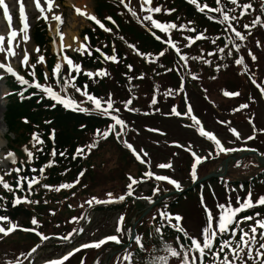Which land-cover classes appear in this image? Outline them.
I'll return each mask as SVG.
<instances>
[{"label":"rangeland","instance_id":"374dc122","mask_svg":"<svg viewBox=\"0 0 264 264\" xmlns=\"http://www.w3.org/2000/svg\"><path fill=\"white\" fill-rule=\"evenodd\" d=\"M69 2L70 0H55L52 11L48 12L47 5H45L43 0H41V6L45 8L44 15H46L48 18L46 21L45 19L41 18V14L37 10L33 0H25L23 7L28 23L29 40L27 43L23 42V33L20 32V29L22 28L20 21V4H12L11 2L6 3L11 16L12 27L19 33V35L13 41V44L15 45L16 43H19L20 46L15 48L17 55L15 57L8 58V60H5L4 53H0V62L10 64L15 71H18L22 77L29 81V84L33 82L32 76L29 75V72L32 71L30 65H36V82L40 83L41 85L52 87L53 90L58 94H60V92L57 91L59 84H57L56 80L52 78V69L57 64V62L61 63L62 67L60 73L63 72L65 78L71 79V77L68 75V65L63 61L62 56L66 55L67 57L71 58L74 64H79L77 61L75 62V58H79L83 55H81L79 51H76V49H79L82 43L87 45V41L84 40L85 36L80 35L79 33L83 28H90L92 24V20L87 19L86 16L78 15ZM75 2L82 5V9L86 14L95 16L98 19L96 16V11H94L96 1L75 0ZM106 2V6L101 9L100 13L102 14V19H104L105 22H108L102 24L105 28L110 29V31H105L100 27L102 33L108 34L111 37L116 36L117 40L122 41L124 44L129 43L130 39L132 38L122 30L123 24L121 21L127 19L131 24H137L138 19H140L139 21L141 22L143 16L147 15V13L140 10V0H125V4L128 6L127 8L124 4L120 3V0H106ZM153 3L154 2L152 0L151 7H158V5H154ZM249 3H251L253 7L252 9L248 10L247 15L240 17L238 21L236 20L231 22L236 30L240 31L241 34L246 37V39L241 42L235 38L231 31L229 34H226L228 38L231 37L233 43L240 45V50L237 52L235 48L232 47V44H228L229 49L232 52V66H229L230 70L225 75L220 73L221 76L209 74L207 75L209 79H205V81L199 82L194 86L188 85L189 87L186 88L188 90V94H186V96L183 98L184 109L180 110V113H186L187 106L190 104L193 112L196 114L195 115L193 113V115H195L201 121L204 129L214 133L225 148L240 149L242 151L243 149L256 150L257 156L264 159V95L261 94V91L252 82L254 79L257 84L264 86V27L258 25L252 28L250 35L244 28L245 24H250L257 16H260L261 19L264 20V13H262V8H264V5H262L261 0L243 1V5ZM129 8L136 11L137 17H133L130 14L128 11ZM3 11V9H0V35L5 36L6 39L4 46L7 47L9 25L5 20ZM240 12L241 9H238V17L240 16ZM237 13H235L234 16H236ZM53 15H60L64 21V23L60 26V32L64 37L63 45L65 47V51L63 53H61L60 49V35H58L57 30L53 28V25L56 23V21L52 19ZM72 17L73 20H71ZM106 17H111V21L106 19ZM114 20L115 22L113 23ZM185 21L189 23L191 20L186 19ZM146 23L148 24L150 22ZM188 23H185L184 25L194 28V24L196 22H193L189 25ZM107 24H110V27L107 26ZM176 25H181V23ZM37 26H43L42 31L44 40H42L40 43H36V41H34L33 37L31 36L33 29ZM67 31L69 33L71 32L72 35H76H73L75 39L71 40V42H68V40L65 41L67 35L64 36V33ZM196 35L198 34L195 33L193 38ZM258 42L259 46H257ZM96 44L101 47L100 49L106 48L107 52L103 53L105 55L111 56L110 48L107 46H114V41L101 40ZM195 46L196 45H194V51L196 52L197 49H195ZM37 48L40 49L38 53L35 51ZM87 48L92 49L88 45ZM25 49L29 54V66H21L20 63V61L23 59ZM242 50L244 51L240 54ZM201 51L202 48H199V54H193L191 52L190 54L192 57H199L202 54ZM249 52H251L252 55L256 57L255 61H253L252 56L249 55ZM100 53L101 51L98 52V55L101 56V59L103 60L104 71H106L105 65L108 60H105L104 56ZM39 56H43L45 58L44 63H37ZM240 57L244 58V65L235 64V60L239 59ZM194 61L195 63L198 61L201 63L202 59ZM181 62L182 64H185L182 60ZM245 65L247 66V70H245ZM81 69L82 71L80 75H83L84 72L95 73L100 70H90L86 68ZM5 73L6 72L4 71H0V76L3 77V79H0V93L4 95V97L0 98V105L2 106L3 113L7 106L5 104V94L7 89L3 83ZM45 74H47L49 77L47 81L45 80ZM75 75L76 73L73 72L72 76ZM173 75V81L170 82V84L176 82L178 85V88L176 90L173 89L172 94L170 95V97L174 99L173 95L175 94L177 96L178 94L182 93L183 90L181 91V83L179 80H177L179 75ZM84 77L87 80L89 79L87 76ZM250 77L252 79H250ZM95 78L100 77L97 76L93 79ZM247 83H249L250 89L247 88L248 86L246 87ZM169 86L171 87V85ZM196 86L198 91L196 90ZM17 87L19 92L20 86ZM162 88L163 87L161 85L155 83L153 88L140 93V102L137 101V97L135 98V102L139 105H136L134 110L145 108L143 113H141L140 109L138 112H122L120 114L116 113L115 115L116 117L119 115L118 118L125 122L127 129H125L124 132L129 130L128 132L130 135V137H127L125 135L126 133L123 132V134L120 136V142H123L126 139L127 143L133 146L136 153H139L141 158L144 159L146 163H140L137 160L136 155L133 154V151L130 150L125 143H121L125 146L119 145V141L118 144H105L104 147L92 152L91 156L89 157L87 156L88 152L80 155L83 158V164L86 167V171L80 172V174L83 173V175H76L79 177V183H76L77 185L75 186L76 192H71L72 190L69 189V191H67L69 192V195L66 197V202H72V205L73 203L76 204L75 208L73 209L76 211L69 209L63 210L64 207H62L61 201H57L60 192L50 190L44 191V193H53L51 201L56 203L57 209H55L51 203H48L46 200H44V202L41 203L42 206H38L37 211H32V213L36 212V216H40L41 213L43 214L46 212L47 214L54 217L55 221L57 220L55 223L57 228L55 227L53 229L46 230L48 232L57 229L56 236L51 235L48 237L52 240L55 239L56 241L60 240L61 242H64V246L61 249L58 248V250H54L52 247L43 248L41 245L37 247L38 245L36 240L40 237L36 236L35 238H32L31 236L33 233H35V231H31V233H29L28 231L19 230L23 229L20 227V225L24 223L25 218L22 220H10L12 223L18 225V230L14 231L8 236H3L0 234V264H12L13 261H19V264H22V262H25V260L29 261L27 264H45L47 261L61 260L65 255L74 251L76 248H79L80 244L85 245L87 244V241H90V244L98 243L110 236H116L120 241L119 243L110 241V243H113L111 246L114 244L121 245L125 240H127L131 246H135L137 244L136 238L139 234L141 235L140 231L142 230L141 228H143L142 226H144L143 224L140 226V223L136 219L134 220V217H131V215H134L138 211V208H142V212L138 219L139 221H142V219L146 221L147 218H150L152 222H155L154 220L161 218L162 212L167 213L170 217H182L180 224L182 225V228L187 231L188 237L196 238L202 242V229L207 224V217L203 208L204 206L202 205V200L204 205H206L213 212V214L218 217L219 211L216 207L218 204L231 203L233 207H238L239 205L237 204V198L243 202L245 198L251 195V199L253 202H255L258 198L264 197V175L261 176L260 181H258L256 184H253L250 188L245 186V189L242 187L240 190L239 188L234 187L235 190L232 194V198L225 196L223 190H221L218 185V189L215 186L214 188L213 186L207 185L209 182H207L204 186L201 185V182L206 181L211 176V173L221 172V162L225 157H228L225 156L227 153L222 152L217 155V150L214 143L200 136L196 131V128L190 126L192 121L187 116L174 115L173 117L172 114L169 113L174 108V106L178 105L176 100L173 101L172 99H168L166 101H162L160 99L155 104L157 107L153 105L152 109L149 110L148 108H150V105L152 104V97H155V94L158 93V90H161ZM29 89L41 92L34 87L29 86ZM225 91L229 93L238 92L240 95L225 96ZM132 92V96L135 95L136 91L132 90ZM65 94L77 103H81L78 97L67 89L66 93L63 91V96ZM250 95H252V97ZM82 98L84 97L82 96ZM113 100L116 103L119 102V100L117 101L115 98H113ZM126 100L128 101V98ZM186 101H189L188 105ZM242 104H247L248 107L240 109L239 111H235L236 109L240 108V105ZM83 107L87 108V105H83ZM163 112L169 114H167L168 117H164L166 119H163L162 123L161 119L159 120L157 116L159 113ZM219 114H225L230 119L228 120L225 117H220ZM2 115L0 112V176H7L9 180L16 179L17 181L18 178L13 177V174L16 172L12 171L15 169V163L5 159V157L9 152H11L15 157V161L17 160L19 163L29 159L27 152H32V149L26 148L25 145L30 142V138L33 140L34 134L38 135L39 139L45 143L41 133H39V130L43 129V126H41V124L38 122L35 124L28 123V127L26 129L23 127L22 129L23 134H25V136L27 135L28 137H26L27 139L25 141L19 143V141L23 140L21 137H17V134L20 132V130H12L7 132L6 127H4L3 124ZM19 128L21 129L22 127L19 126L18 129ZM230 129H235L240 134V139H237L232 134ZM36 131H38V134ZM154 132L155 134L153 135ZM151 135L153 136L151 137ZM249 137H254V139H248ZM14 140V143L19 144H14L12 142ZM96 140L98 139H88L86 146ZM42 144H36L34 141L33 147H42ZM176 145H182L183 147H177ZM188 146H191V150L194 151L198 156L204 158L203 163L197 167V179L195 182H193L190 175L193 157L190 152L184 150ZM11 148H15L16 151H11ZM25 150H27V152ZM141 150L143 151L141 152ZM85 151H87V148ZM144 153H147V155L145 156ZM209 153H211V155H209ZM229 153L232 152H228V154ZM49 160H47V162L42 167L45 168V172L43 174L44 177H47L52 172L51 167H45L49 164ZM87 161L94 165L93 168H95V171H89L88 168H91V166H86ZM232 162L233 163L226 162V169L223 174L227 175V177H233V175H235V178L237 176L238 178L244 179L245 177L254 174L256 171L261 172L264 170V165L258 161V159L254 161L251 157L244 156L243 158ZM167 163H171L172 167L165 169L158 167L160 164ZM237 163H239V167L236 166ZM8 172L11 174L6 175ZM146 172H151L154 175L166 176L178 181L181 186L180 190L183 189L185 191L182 192L181 195L178 194V200L168 205V207H165L167 200L171 201L176 199L173 195V192L178 190L172 184H169L166 181H157L154 179V177L149 178L145 176ZM262 173L264 174V172ZM129 176L141 181L140 183L133 186L132 196L126 195L128 192L127 186L130 183L128 179ZM40 177L42 176L40 175ZM77 177L74 178L73 175L72 178L70 177L71 179H66V181L73 180L76 182ZM203 177L207 178L204 179ZM37 178L39 179V177ZM234 185L236 186V183H234ZM52 187L54 188L55 186ZM79 189L81 192L88 195L90 199L95 197L99 200H108L109 197L107 194L112 193V199L115 202L102 203L101 205L112 206L115 204H122L125 206H123L121 210L113 208L112 210L104 209L107 207L103 208L101 206L98 210L89 211L87 214L86 212L92 208L94 204L90 207L87 203H85L86 201L82 202L83 196L78 195ZM154 189H159L155 195L153 194ZM1 190L4 192L3 190L5 189L1 187ZM195 191H197L196 194H194ZM11 195L12 200H14L15 197H19L22 200L25 199V195L22 194L18 196L16 193L12 192ZM121 195L126 197L124 201L118 200V197ZM127 201H131L132 203L135 201L136 203L134 202V205H131L128 204ZM23 204L26 205V203ZM32 204L36 203H30L27 205L32 209ZM246 215L253 216L252 214H248L246 212V214H239L237 219H240ZM121 216L124 217V222L121 225L122 230L117 232V223ZM73 218L76 219L74 220ZM256 218L264 219V215L258 214ZM83 219H85L83 225L87 226L82 227L81 231L79 226ZM169 221L174 222L173 225L176 223L174 219H169ZM25 223L32 224L31 221L28 220L25 221ZM253 224L254 221H246L241 224V227L247 231ZM3 226L8 227L7 224H4ZM235 230L237 231L236 237L231 235L230 229L228 233L224 234L222 241L232 240L233 246H235V242L239 240L240 234L239 229ZM259 231L261 230L258 229V234ZM70 233V238L68 240H64L63 237L68 236ZM177 235L178 238H181V242L184 241L183 244L190 243L188 241L189 238L184 236L182 233H178ZM166 236L171 239H176V235L174 233ZM257 239H259V235H257ZM34 247H37V251L31 252L32 248ZM255 247L258 248L259 245L257 244ZM185 248L182 249L185 250ZM218 248L219 245L212 250L215 251ZM119 249L121 248L116 247L114 252H110L112 254L107 255L109 259L104 262V264H109L112 260L114 261L117 259L120 255V252H118ZM102 251L103 248L101 250H97L96 253L102 254ZM125 251L126 252L124 255H128L132 253L133 249L131 247ZM176 251H178V249ZM181 252L183 253V250H181L180 253ZM246 252L247 249H245L244 253H241L244 260L246 261V264H253V261L247 258ZM29 253L31 254L29 255ZM206 253H208V250H206ZM225 253L228 254L229 259L232 258L231 253L228 252L227 249H225ZM225 253L220 254L221 259ZM166 254V256H168V252ZM75 256L77 258L81 257V259L85 261L86 264H88L89 260L91 259L90 257L92 256V252L90 253L88 250H85V253L81 252L78 256ZM176 259L177 257L169 256L168 263L172 264L176 261ZM122 262L123 259L120 261V263ZM206 264H219V262L213 261L211 254L208 253ZM236 264H240V261H236Z\"/></svg>","mask_w":264,"mask_h":264},{"label":"trees","instance_id":"16d2710c","mask_svg":"<svg viewBox=\"0 0 264 264\" xmlns=\"http://www.w3.org/2000/svg\"><path fill=\"white\" fill-rule=\"evenodd\" d=\"M94 1H96L94 11H96V16L98 17V20L101 23H108L105 22L104 19H102V14L100 13L101 9L107 4L106 0ZM243 1L244 0H238V3L240 5H243ZM153 2L154 5H158V7L161 8L160 13H153V18L160 23H181V25H184L185 23H188L185 21L186 19L191 20L189 21L191 23L196 22L194 24V29L196 30L195 32H190L186 30L180 31L178 29H174L171 31L170 37L172 41L176 44L175 49L169 47L167 43L162 42L166 41L169 38V35L160 32L158 29L152 28L150 23H146L147 21L140 22V19H138L137 24H131L130 21H128L127 19L121 21V23L123 24L122 30L132 38L127 44H124L122 41H118L116 36L111 37L108 34L102 33L101 29L95 23H92L90 28H83L80 32V35L88 37L87 45L92 48L89 49L90 51H92L91 56L84 54L79 58H75V62L77 61L81 68L104 70L103 60L101 59V56L98 55V52L95 51V49L101 48L96 44L98 41L101 40L114 41V46L107 47L110 48L111 55H113V48H115V55L117 56V60L119 62H106L105 67L107 75L104 77L87 80L84 77V74H76L74 76L76 77L75 84L77 87L81 88V90H83L84 86L87 85V91L91 95L97 98H101L102 100H107L109 95H111L113 101V109H118L119 111H110L107 116L101 115L99 112L93 110V106L91 105V103H81L82 107L83 105H87V108L89 109L87 113L73 111L68 108H65L60 104H56L53 100H50L44 93L31 89H28L22 96L17 97L16 91L18 87L10 79L6 80V83L9 84V87L12 91V95L7 97V106L2 115L3 124L4 127H6V131L8 132L12 130H20V132L17 134L18 138L21 137L23 139L22 141H19L20 143L25 141L27 139L26 137H28L27 135L25 136V134H23V127H25L26 129L28 127V123L35 124L36 122H38L41 124V126H43V129H40L39 133H41V136L45 140V143L42 144V147H33L34 141L30 138V142L27 143L25 147L32 149V160L29 161V159H27L26 161L21 163L17 162L16 160L14 165L15 168L22 169V171L19 173V177H27L28 180H30L32 177L37 176L40 180L39 184H35L31 189H29L27 180H24L21 182L20 190L17 191L16 179L9 180L7 176H4V181L12 186L14 190L12 191L13 193H16L18 196L20 194L25 195L26 200L37 201L38 203L32 204V209L27 205L30 203H26V205L20 203L19 205L14 207L11 195L12 192L6 190H3L4 192H2V186H0V197L4 198L3 200H0V216H7L11 221L22 220L23 218H25L24 223L21 224L20 227L24 229L35 228V233L39 232L45 236L50 234L56 235L57 229L48 232L46 229H53L55 227L57 228V225L55 224L57 220L55 221V218L47 214L46 212H44L43 214L41 213L40 216H36V212L32 213V211H37L38 206H42L41 203L44 202V200H46L48 203H51V205L55 207V209H57L56 203L51 201L53 193H44V191H47L48 189L44 188L43 185L59 187L62 184H74V187L68 189H61V191H59L60 194L58 196L57 201H61L62 207H64L63 210L69 209L72 211H76L73 210L76 204L73 203L72 205V202H66V197L69 195V192H67L69 191V189L72 190L71 192H76L75 186L77 184L73 180L66 181V179H71L73 175L75 178L77 177V174H80V172L86 171V167L83 164V158L80 155L76 154L78 148L86 149V143H88V139L92 140L93 138H97V147L92 149L91 152H88V150L85 151L86 153L88 152L87 156L89 157L91 156L92 152L104 147L105 144H118V141L120 142V137L117 138L116 133L120 130L119 125L115 126V131L111 132L106 140L97 137V130H100L102 132L107 130L109 125L115 124V121L112 120L111 117L115 116L116 113L120 114L122 112L130 111L133 113L138 112L140 109L141 113H143L145 111V108H139L138 110H134V107L136 105H139L135 102V98L137 97V101L140 102V93L145 90H150L151 88H153L155 83L163 87L161 90H158V93L155 94L157 102L160 99L162 101H166L168 99H172L173 101L176 100L178 105L174 106V108L178 112H180V110L184 109L183 98L186 96V94H188V90L186 89L189 87L188 85L194 86L199 82L205 81V79H209V77L207 76L209 74L221 76L220 73H223L225 75L230 70L229 66H232V55L229 56L227 54L230 51L229 45L227 48H225L224 53H220L218 51L219 48L225 47V43L227 42V39H229L226 34L230 33V30H225L227 28V22L224 24L218 22L222 18L219 13H200L197 11L196 7H194L192 4H189L187 0H153ZM199 2L201 4L207 3L212 8L217 7L215 0H199ZM222 5L225 11H227L228 9L236 8L235 12L229 13V15L231 16H234V14L237 13L238 9H241L239 7H236V5L229 3L228 0H222ZM173 9L174 11H172L170 15L165 14L168 10ZM209 16L214 17V19H209ZM236 16H238V13ZM107 26L110 27V24H107ZM42 29L43 26H37L32 31L31 36L33 37L34 41H36V43H40L42 40H44ZM153 33H155V35H153ZM195 33H202L206 38L196 41L191 45V47H186V45L188 44V40L185 39V37L193 38ZM155 36H160L161 40H157ZM217 37H220V39H217ZM214 40L215 43H213ZM129 44L134 45L140 53H143L145 55L142 57L140 55H137L136 51H134L132 48L128 47L127 49V46ZM194 45H196V52L194 51ZM199 48H202L201 52L203 53V59L201 63L199 61L195 63L194 60L189 59L187 61V67H185V64H182L181 60L179 59V55H177V50H179L180 55L192 57L190 52L193 54H199ZM100 51L107 52L106 48L100 49ZM162 51L165 54L163 56H160L159 54ZM243 51L244 50H242L240 54L243 53ZM208 53L215 54L208 55ZM204 60L210 61V63H204ZM183 63H185V61H183ZM129 65H131V71L129 70ZM173 74L179 75V77H177V80H179L181 84L183 82L184 88L182 93L178 94L177 96L175 94L173 95L174 99L170 97V95H165V93H167L169 89L173 91V89L176 90L178 88L176 82L170 84V82L173 81ZM192 75H195L197 79L193 80L191 78ZM141 76H143V79L137 78ZM64 78L65 76L63 72H61L60 84L57 90L58 92H60L61 96H63L61 85L63 84ZM129 78H131V81ZM169 85H171V87ZM246 87L250 89L249 83L246 84ZM67 90L71 93H74L78 97L80 102L85 101L86 98H82V96L77 93L73 87H68ZM132 90L136 91L135 95L133 96ZM196 90L198 91L197 86ZM250 96L252 97V95ZM113 98H115V100L117 101L119 100V102L116 103ZM127 98L128 100H132V103L128 105V109L130 110H126L125 108V102L127 101ZM103 106L106 107V104ZM154 106L157 107L156 105ZM152 107L153 104H151L150 108L148 109L150 110L152 109ZM169 113L172 114V110ZM169 113H159L157 118L159 120L161 119L162 121L163 119H166L164 118L165 116L168 117L167 114ZM172 116L174 117L173 114ZM219 116L225 117L228 120L230 119L225 114H219ZM19 126L22 128L18 129ZM128 131L129 130H126V132L124 133H126L125 135L127 137H130ZM36 132L38 134V131ZM154 134L155 132L153 133V135ZM153 135H151V137ZM15 140L12 142L14 143ZM125 141L127 142V140L125 139L123 142H120L119 145L125 146L123 145ZM10 150L16 151L15 148H11ZM53 152L56 153L55 157L52 156ZM60 153H64V155L61 156ZM233 153L234 152L229 154L227 153L225 156H230ZM47 160L52 161V172L47 177H44V175L40 177V173L38 170L43 167ZM87 165L91 166V168H88L89 171H95V168H93V164L87 161L86 166ZM32 169H36L37 171H33ZM262 172H264V170H262L261 172L256 171L254 174L247 176L244 179L238 178L237 176L235 178V175H233V177H227V175H225L219 180H217L216 178H211L209 180L203 181L201 182V185L204 186L207 182H209L207 183V185L213 187L215 186L217 189L218 185L219 188L223 190L225 196L232 198V194L235 190L234 187H237L240 190L242 187L245 189V186L247 188H250L253 184H256L258 181H260L261 176L264 175ZM13 177L18 178L17 173H14ZM234 183H236V186L234 185ZM182 192H180L179 195H181ZM196 192L197 191H195L194 194H196ZM78 195L83 196L82 202L91 200L90 197H88V195H86L85 193L81 192L80 189L78 190ZM173 195L176 199H173L171 201L167 200L165 207H168V205L178 200V195ZM127 202L128 204L134 205L135 201L133 203L131 201ZM101 206L103 208L107 207L104 209L112 210L113 208L121 210V208H123V206L125 205L115 204L112 206H103L101 204H94L92 208H90L86 213L88 214V212L92 210L96 211ZM138 211L136 212L137 214L135 213L134 215H131V217H134V220L136 219L140 223V226H142V224L145 226H142L143 228H141L142 230L140 231L141 235H138L142 243L136 244L135 246H131L130 244L124 245L125 243H127V240H125L124 243H122L121 245L114 244L113 246H111L113 243H110L108 241L107 243L100 245V247L89 248L82 247V244L79 247L80 251L75 252L74 255L70 256L68 260L64 261V264H86L85 261L81 259V257L77 258L75 256H78L81 252L85 253V250H88L90 253L92 252V256L90 257L91 259L89 260L88 264H102L104 258H106V254L108 252H114L116 247L121 248L118 251L120 252V255L117 259H115L114 261L112 260L109 264H160V262L156 258L167 255L166 246L171 247L175 250L178 249V252H180L182 248L186 247V250L190 247V239H188V241L190 242L189 244H183L184 241L181 242V238H178L177 234L179 232H177L176 229L173 227L174 222L169 221V219H166V221L165 219H162V217L157 220H154L155 222H152L150 218H147L146 221H144L143 219L142 221H139L138 219L142 212V208H138ZM246 212L252 215L256 214L257 212L264 213V206H256L240 214H246ZM33 218L38 221L39 227H36L33 224L25 223V221L27 220L32 221ZM85 219L81 221V224L79 226L80 229L82 227L87 226L83 225ZM180 226L182 227L181 224ZM157 228L160 229L159 232H157ZM29 233H31V231H29ZM35 233H33L34 236L31 235L32 238H35L37 236ZM173 233L176 235V239H171L166 236L169 234L171 235ZM223 236L224 234L220 235L217 240L213 241V249L217 247L221 242H223ZM36 243L38 246L41 245V247L43 248L52 247L54 250H58V248L64 246V243L60 240L50 242V240L42 241L40 238H38L36 240ZM87 244H90V241H87ZM131 247L133 249L132 253L124 255L126 252L125 250H128ZM102 248V254L96 253L97 250H101ZM183 254L184 253L181 252V257L183 256ZM126 256L130 257V259H125ZM193 256L199 257V253L195 251L190 252L189 260H191V257ZM181 257H177L176 261L172 264H182ZM108 259L109 258L107 257L106 261ZM122 259L123 262L120 263ZM26 262L27 261L25 260V262H23L22 264H25ZM206 262L207 255L204 257V264H206Z\"/></svg>","mask_w":264,"mask_h":264},{"label":"snow or ice","instance_id":"6c2138e0","mask_svg":"<svg viewBox=\"0 0 264 264\" xmlns=\"http://www.w3.org/2000/svg\"><path fill=\"white\" fill-rule=\"evenodd\" d=\"M187 2L189 4H192L196 7L197 11L200 13H219L220 16L222 17L218 22L221 24H224L227 22V28L225 29L226 31L230 30L233 35L235 36L236 39H238L239 41L243 42L246 37L244 35L241 34L240 31H237L236 28L233 26V24L231 23V21H236L238 20L240 17H243L245 15H247L248 10L252 9V4H244V5H240L238 3V0H228L229 3L236 5V7L241 8V12H240V16H231L229 15L230 12H235L236 8H232V9H228L227 11L224 10L223 5H222V0H215L217 7L212 8L210 7L207 3H203L201 4L199 2V0H187ZM262 5H264V0H261ZM17 3L20 4V21L22 24V28L20 29V32L23 33V42L27 43L29 40V36H28V23H27V17L25 15V11H24V7H23V0H17ZM33 3L35 4L37 10L40 12L41 14V18L45 19L47 21V16L44 15L45 13V8H43L41 6V0H33ZM43 3L45 5H47V11L51 12L55 3V0H43ZM121 4H124L125 7L127 8L128 6L125 4V0H120ZM152 5V0H140V10L142 12H146L147 15H144L142 18V21H147L151 23L152 28L158 29L160 32L165 33L166 35H169V38L166 41H162L164 43H167L169 45V47L175 49L176 48V44L172 41L171 37H170V33L172 30L174 29H178L180 31H190V32H195L196 30L194 28L185 26V25H179L177 26L175 23H160L157 20L153 19V13H160L161 12V8L160 7H151ZM0 9H3V14L5 17V20L8 22L9 25V29H8V35H7V47L4 46V42H5V36L0 35V53H4L5 54V60H8V58L10 57H15L17 55L15 48H18L20 45L19 43H16L15 45L13 44V41L16 39V37L19 35V33L12 27L11 24V16H10V12H9V8L6 5L5 0H0ZM128 11L130 12V14L133 17H137V13L136 11L132 10V9H128ZM174 11L173 10H168L165 14L170 15L171 12ZM76 12L78 15H82V16H86L87 19L92 20L94 23H96L99 27L103 28L105 31H110V29L105 28L104 25L95 17L92 15H88L84 12H82L80 9H76ZM262 13H264V8H262ZM209 19H214V17L209 16ZM52 19L55 20L57 22V34L60 35L61 38V53H63L65 51V47L63 45V34L60 32V26L61 24L64 23L62 17L60 15H53ZM106 19H108L109 21H111V17H106ZM114 23V21H113ZM189 24H191V22H189ZM261 26L264 27V20L261 19L260 16H257L250 24H245L244 28L246 31H248L249 35L251 34V29L256 27V26ZM153 35H155V33H153ZM155 38L157 40H161L160 36H155ZM206 37L201 33L198 34L193 38H189V37H185V39L188 40V44L186 45V47H191V45L193 43H195V41L201 40V39H205ZM75 39V38H74ZM217 39H220V37H217ZM84 40L87 41L88 37L85 36ZM213 43H215V40L213 41ZM228 44H232V47L235 48V50L238 52L240 50V45L239 44H235L233 43L231 37H229V39L227 40V42L225 43V47L224 48H219L218 51L220 53H224L225 52V48L228 47ZM259 46V42L258 45ZM129 48H132L134 51H136L137 55L140 56H144L145 54L140 53L134 45L129 44L128 45ZM35 51L38 53L40 51L39 48L35 49ZM76 51H79L81 55H84L85 53H87V55L91 56L92 55V51H90L87 48L86 44H81L79 49H76ZM95 51L100 52V49H95ZM101 55L104 56L105 60L108 61H112L114 63H118L119 61L117 60V56L115 55V48H113V55L108 56L105 55L103 52L100 53ZM165 53L162 51L159 55L163 56ZM215 53H208V55H214ZM229 56L232 55V52L229 51L227 53ZM177 55H179L180 60L185 61V67H187V61L189 59L192 60H201L203 59V53L201 54V56L199 57H187L184 55H180L179 50H177ZM249 55L252 56L253 61H255L256 57L252 55L251 52H249ZM158 58V57H157ZM62 59L65 63H67L68 65V75L69 77H71V79L68 78H64L63 80V84L61 85V90L64 91L66 93V89L68 87H73L75 89V91L77 93H79L81 96L85 97V101L81 102V103H91V105L93 106V110L99 112L101 115H105L107 116L109 114L110 111H119L118 109H113V101H112V97L111 95H109L107 100H102L101 98H97L93 95H91L88 91H87V85L84 86V89L81 90V88L77 87L75 84V79L76 77L72 76V73L75 72L77 75H79L82 71L81 66L79 64H74V62L71 60V58L67 57L66 55L62 56ZM45 62V58L43 56H39L37 63H44ZM21 66H29V54L28 51L25 49L24 51V55H23V59L20 61ZM204 63H210V61L204 60ZM235 64L236 65H244V58L240 57L239 59L235 60ZM30 67L32 68V71L29 72V75L32 76L33 78V82L31 84H29V81L26 80L24 77L19 76L11 67L10 64H6V63H0V69L4 70V72H6L8 75L13 76L21 85H29L30 87H34L38 90H40L41 92H43L49 99L53 100L56 104H60L62 106H64L65 108H68L70 110L73 111H79V112H85L87 113L89 111L88 108L86 107H82L81 103H77L76 101L72 100L70 97H68L66 94L64 96H61L60 94H58L56 91L53 90L52 87L49 86H45V85H41L40 83L36 82V73H35V67L36 65H30ZM61 63L57 62V64L53 67L52 69V78L56 80L57 84H60V71H61ZM129 70L131 71V65L128 66ZM245 70H247V66L245 65ZM85 76H87L89 79H93L94 77H104L107 75V72L104 70H99L95 73L93 72H84L83 73ZM138 79H143V76L141 77H137ZM193 80L197 79V77L195 75H192L191 77ZM0 79H3L2 76H0ZM49 79L48 75L45 74V80L47 81ZM131 81V78H129ZM250 79H252L250 77ZM253 84L256 85V87L261 91V94L264 95V86L257 84L256 81L253 79L252 80ZM183 90V82L181 84V91ZM172 94V90L169 89L167 93H165V95H171ZM225 96H239L240 94L237 93H229V92H224ZM132 103V100H128L125 102V108L126 110H130L128 109V105H130ZM157 103V100L155 97H153L152 99V104L155 105ZM187 103V101H186ZM106 104V107H104L103 105ZM248 105L247 104H242L240 105V108L236 109L235 111H239L240 109L243 108H247ZM172 114L176 115V116H187L191 121L192 124L190 126H193L196 128V131L198 132V134L210 141H212L215 145V148L217 150V155H219L220 153H228V152H236V151H242L240 149H227L225 148L220 140L215 136L214 133H211L209 131H206L204 129V127L202 126L201 121L195 116L193 115V110L190 106V104L187 106V111L186 113H180L178 112L175 108L172 109ZM112 120L115 121V124L109 125L108 129L105 131H100L97 130V137H99L100 139H107L110 135L111 132L115 131V126L119 125L120 126V132H117V138H119L122 134L124 129L127 127L125 122L116 117V116H112L111 117ZM224 123V122H221ZM155 131V130H153ZM230 131L232 132V134L237 138L240 139V134L235 130V129H230ZM248 139H254V137H249ZM33 141H35L38 144H42L43 141L39 139L38 135L34 134L33 135ZM98 144V140L93 141L91 144L87 145V150L88 152H91L92 149H94L95 147H97ZM126 146L133 151V154L136 155L137 160L140 163H146V161L144 159L141 158L139 153H136L135 149L133 148V146L131 144H128L125 141ZM177 147H183L182 145H176ZM185 151L190 152V154L193 157V163L191 165V172L190 175L192 177L193 182L196 181L197 179V167L198 165H200L201 163H203L204 158L198 156L194 151L191 150V146H188L187 148L184 149ZM27 152V150H25ZM143 150H141L142 152ZM85 153V148H78L76 154L77 155H83ZM29 161L32 160V153L31 152H27ZM56 153L53 152L52 156L55 157ZM61 156L64 155V153H60ZM144 155L146 156L147 153H144ZM209 155H211V153H209ZM75 158V157H74ZM5 159L10 160L12 163H15V157L14 155L9 152ZM52 166V161L49 162L48 165H46L45 167H51ZM237 167H239V163H237L236 165ZM159 168L165 169V168H171L172 164L171 163H167V164H160L158 165ZM33 171H37L36 169H32ZM12 171H15L18 175V179L16 181V185L17 188L16 190H20V186H21V182L24 180H27L28 183V188L31 189L33 187V185L35 184H39L40 180L37 177H32L30 180H28L27 177H19V173L22 171V169L20 168H15ZM39 173L41 176H43L44 172H45V168H40ZM11 173L8 172L6 173V175H10ZM80 175H83V173H81ZM145 176L149 177V178H153L157 181H166L169 184H172L177 190H180L181 186L180 183L178 181H175L169 177L166 176H162V175H154L151 172H146ZM130 183L128 184V192H127V196H132L133 195V186L140 183L141 181H138L136 179H134L133 177L129 176L128 177ZM76 183H79V177H77V181ZM0 186H2L6 191L12 192L14 191L12 186L9 185L7 182L4 181V177L0 176ZM44 188L50 190V191H56L59 192L61 191V189H68V188H72L74 187V184H62L59 187H55L53 188L52 186L49 185H43ZM159 191V189H154L153 190V194L155 195L157 192ZM107 196L109 197L108 200H99L97 198H92L89 201H86L85 203H87L90 207L93 204H102V203H112L115 202L112 199L113 194L112 193H108ZM125 196L121 195L120 197H118L119 201H124L125 200ZM3 197H0V200H3ZM20 203H38L37 201H28L26 199L22 200L19 197H15L13 200V206H17ZM237 204L239 205L238 207H233L231 205V203L228 204H218L216 207L219 211V215L218 217L215 216L213 214V212L206 206L204 205V202L202 200V205L204 206V211L207 217V224L206 226L202 229V242L197 240L196 238H192V237H188V234L186 232V230H184L181 226H180V222L182 220V217L180 216H175V217H170L167 213L162 212L161 213V217L164 219H174L175 220V225H173V227L176 229L177 232L182 233L184 236L188 237L191 241L190 247L186 250H183V256L181 257V253L176 251L175 249L166 246V251L168 252V256H160L157 257L156 259L160 262V264H168V257H181L182 259V264H204V257L210 253L211 254V258L213 261H218L219 264H236V261H240V264H246V261L244 260L243 256L241 255V253L245 252V249H247L246 255L247 258L249 260L253 261V264H264V219H258L256 217H253L251 215H246L243 216L242 219H237V217L239 216L240 213L245 212L248 209H251L253 207L256 206H264V197H260L258 198L255 203L253 202V200L251 199V195H249L247 198H245L243 200V202L240 201L239 198H237ZM83 206V205H82ZM258 215V214H257ZM74 220L76 218H73ZM155 219V218H154ZM246 221H254V224L251 225L249 227V229L247 231L244 230V228L241 227V224L246 222ZM124 222V217L121 216L118 220L117 223V228L116 231L120 232L121 229V225ZM31 223L36 226L39 227L38 221L33 218ZM7 224L8 227H4L3 225ZM231 229V235L233 237L237 236V231L235 229H239V240L235 242V246H233V241L232 240H224L223 242H221L219 244V248L215 251H213V241L217 240V238L225 233H228ZM258 229L261 230L259 231L258 234ZM18 230V225L15 223H12L10 221V219L7 216H0V234H2L3 236H8L11 233H13L14 231ZM22 231H35V228L33 229H19ZM82 231V229H81ZM160 229L157 228V232H159ZM37 236L40 237V239L42 241H46L49 239V237L43 235L42 233L36 232L35 233ZM257 235H259V239H257ZM71 236V233L68 236L63 237L64 240H68ZM108 241H113L116 243H119L120 241L118 240V238L116 236H110L107 237L105 240H101L98 243L95 244H85L82 247L84 248H89V247H100V245L107 243ZM136 243L140 244L141 241L139 239V237L136 238ZM259 245V247H255V245ZM39 247V246H37ZM37 247L32 248L31 252H36L37 251ZM225 249L228 250V252L231 253L232 258L229 259V256L227 253H225ZM206 250H208V253H206ZM80 251V248H77L74 250V252H70L67 255H65L61 260H56V261H51L50 264H64V261L68 260L70 258V256L74 255L75 252ZM197 252L199 253V257L193 256L191 257V260H189V253L190 252ZM221 253H225L223 255V258L221 259ZM31 253H29L30 255ZM125 259H130V257H125Z\"/></svg>","mask_w":264,"mask_h":264},{"label":"bare ground","instance_id":"6f19581e","mask_svg":"<svg viewBox=\"0 0 264 264\" xmlns=\"http://www.w3.org/2000/svg\"><path fill=\"white\" fill-rule=\"evenodd\" d=\"M24 1L25 0H23V3H24ZM30 1V0H29ZM5 2L6 3H9V2H11L12 4L14 3V4H17V0H5ZM70 4H71V6H73V8H74V11L76 12V9H80L82 12H84L83 11V9H82V5L81 4H79V3H77V2H75V0L74 1H72V0H70V2H69ZM11 4V5H12ZM19 4V3H18ZM85 13V12H84ZM71 20H73V17L71 18ZM64 27V26H63ZM53 28H55V30H57L56 28H57V22L53 25ZM67 35V36H66ZM73 35H75V34H73ZM72 35V33L70 32H66V33H64V36H66L65 38H66V40L65 41H67L68 40V42H71V40H73L74 39V36ZM55 36V35H54ZM76 36V35H75ZM69 37V38H68ZM73 37V38H72ZM64 38V37H63ZM77 38V37H76ZM64 40V39H63ZM73 46V45H72ZM71 47V46H70ZM4 95L2 94V93H0V98H2ZM0 112H1V115H2V113H3V111H2V106L0 105ZM2 117V116H1Z\"/></svg>","mask_w":264,"mask_h":264},{"label":"water","instance_id":"95a60500","mask_svg":"<svg viewBox=\"0 0 264 264\" xmlns=\"http://www.w3.org/2000/svg\"><path fill=\"white\" fill-rule=\"evenodd\" d=\"M244 155H246V156H252V157H254V158H255V157H258L256 151H247V152L240 153V154H238L237 156H232V158H226L225 160L222 161V171L225 170V168H226V162H227V161H233V160H235V159H238V158H240V157H243ZM257 159H259V157H258ZM259 161L264 162V160H261V159H259ZM212 175H213V174H211V176H212ZM211 176H210V177H211Z\"/></svg>","mask_w":264,"mask_h":264}]
</instances>
